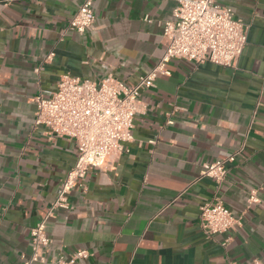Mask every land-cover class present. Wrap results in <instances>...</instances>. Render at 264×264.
I'll return each mask as SVG.
<instances>
[{
  "label": "crops",
  "instance_id": "1",
  "mask_svg": "<svg viewBox=\"0 0 264 264\" xmlns=\"http://www.w3.org/2000/svg\"><path fill=\"white\" fill-rule=\"evenodd\" d=\"M84 1L0 0V264L22 263L45 218L47 264L77 250L89 256L74 264H264V0H216L245 29L234 66L171 60L141 93L132 140L81 176L69 209L48 216L77 147L34 127V98L64 74L134 85L166 50L163 23L176 6L92 0L95 21L80 35L67 25ZM231 156L219 186L200 176ZM215 195L241 222L225 248L224 235L198 224Z\"/></svg>",
  "mask_w": 264,
  "mask_h": 264
},
{
  "label": "built area",
  "instance_id": "2",
  "mask_svg": "<svg viewBox=\"0 0 264 264\" xmlns=\"http://www.w3.org/2000/svg\"><path fill=\"white\" fill-rule=\"evenodd\" d=\"M94 21L92 0H85L70 19L67 30L81 35ZM163 36L168 41L163 55L132 86L111 76L94 81L64 74L53 93L34 98V127H42L47 136L70 139L77 147L76 162L63 180L48 216L54 209H69L68 195L81 176L89 169L105 166L132 140L133 119L140 109L141 93L153 87L158 75H168L167 64L171 60L232 67L246 44L242 22L234 17L229 7L220 6L216 0H176L171 18L163 23ZM233 161L234 156H231L204 164L200 176L214 180L219 186L227 176V164ZM247 201L249 204L256 202L252 193ZM46 219L30 229L31 252L22 257L21 264H47L45 253L51 239L45 231ZM198 224L207 237L224 235L223 248L241 226L240 220L218 195L200 206ZM88 256L86 250H77L68 259L59 257L52 264H74ZM228 264L237 263L230 261Z\"/></svg>",
  "mask_w": 264,
  "mask_h": 264
}]
</instances>
